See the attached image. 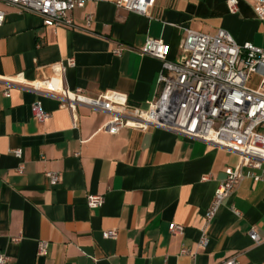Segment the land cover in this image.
Here are the masks:
<instances>
[{"label":"crops","instance_id":"obj_1","mask_svg":"<svg viewBox=\"0 0 264 264\" xmlns=\"http://www.w3.org/2000/svg\"><path fill=\"white\" fill-rule=\"evenodd\" d=\"M114 1L85 0L72 13L74 29L44 25L38 15L0 2L6 13L0 27V254L10 257L8 264H220L232 257L264 264V181L245 178L219 209L207 248L198 246L206 211L227 169L239 164L237 153L157 127L110 134L104 130L109 115L86 106L77 108L74 125L58 94L30 86L50 76L51 65L73 58L65 87L91 97L116 91L146 108L161 93L162 70L160 60L137 51L148 38L168 44L172 60L181 56L188 29L223 30L239 44L264 48L255 0H238L236 12L229 0H154L148 15ZM118 44L127 46L119 57L113 54ZM36 102L50 113L43 123L33 115ZM50 171L61 173L57 185L46 177ZM91 194L102 195L103 205L89 207ZM171 223L183 233H172ZM110 230H117L115 239L104 237ZM251 231L261 243L252 241ZM40 241L49 243L44 257L37 255Z\"/></svg>","mask_w":264,"mask_h":264},{"label":"built area","instance_id":"obj_2","mask_svg":"<svg viewBox=\"0 0 264 264\" xmlns=\"http://www.w3.org/2000/svg\"><path fill=\"white\" fill-rule=\"evenodd\" d=\"M21 12L41 17L44 25L76 28L73 17L75 9H83L85 0H0ZM116 6L141 15H148L154 0H115ZM238 0H229L232 12L238 9ZM254 9L260 20L264 21V0H255ZM6 18L0 9V27ZM95 18L89 13L85 16L87 27ZM124 44L113 50L121 56ZM178 59H170L171 48L162 39L148 38L146 44L138 49L143 56H151L162 62L158 76L161 86L159 97L147 103V107L130 103L128 96L116 91H107L91 97L82 89L70 90L64 85V75L69 67L75 66L73 58L67 63L51 65V75L30 85L36 90H45L59 95L62 104L73 116L74 125L78 123L77 108L86 106L109 115L104 130L118 134L124 128L147 131L152 127L163 128L192 140H200L216 147L235 152L240 161L235 168H228L226 179L220 182L214 199L205 214V226L198 243L200 249L209 244L208 230L214 222L224 201L231 197L245 178L264 181V48L252 43L239 44L227 31L209 35L191 29L187 30ZM9 97L10 91L2 93ZM36 119L43 123L49 117L41 102L32 105ZM13 153L22 158L21 149ZM18 171L23 173V165ZM52 185L61 181V173L46 172ZM210 175L202 180L208 181ZM88 206L98 208L104 197L91 194L87 197ZM169 229L174 234L183 233L182 225L171 223ZM117 230L104 233L105 238L115 239ZM250 238L256 244L262 237L255 231ZM20 239H14L18 242ZM49 243H38L37 255L48 254ZM188 252V249H184ZM10 257L0 254V264H8ZM220 264H239L232 257Z\"/></svg>","mask_w":264,"mask_h":264}]
</instances>
